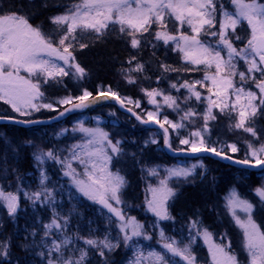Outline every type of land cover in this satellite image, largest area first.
I'll list each match as a JSON object with an SVG mask.
<instances>
[{
    "label": "snow or ice",
    "instance_id": "6c2138e0",
    "mask_svg": "<svg viewBox=\"0 0 264 264\" xmlns=\"http://www.w3.org/2000/svg\"><path fill=\"white\" fill-rule=\"evenodd\" d=\"M42 6L48 7L46 0ZM56 6L65 10L49 18L54 26L51 34H46L39 25L33 26L30 15L24 13L23 7L13 6L7 11L0 8V101L11 106L13 112L28 117L41 109L57 111L59 106H66L58 112L59 116H63L109 99L116 100L121 107L127 103L139 108V101L121 98L110 86L107 90L98 91L95 96L85 88L79 96L69 95L49 103L43 102L46 97L41 91L42 83L60 84L64 77L77 81L86 78L87 70L74 55L77 47H88L79 42L80 37L87 34L100 39L107 32L118 29L133 49L147 44L155 48L162 42L180 54L184 70L204 71L202 80H185L181 84L170 85L177 93L181 89L187 90L182 101L178 96L165 95L158 89H142L155 111H147L146 118L136 114L132 108H128V112L142 124L159 125L163 131V146L173 153H209L241 165L245 171L255 168L264 174V143L260 142L264 129L256 127V122L264 118V0H229L228 7L223 0H77L71 5ZM169 24L175 32L169 30ZM241 28L247 31L246 41L237 35ZM145 34L152 36L155 43L147 40ZM237 42L243 46L238 48ZM241 62L245 66L244 71L238 69ZM133 63L135 67H130L129 73L145 70V65L136 57L128 61L130 66ZM161 69L165 73L180 71L163 64ZM126 79L129 83H136L130 74H126ZM157 97H162L163 103L158 102ZM193 98L204 105L203 112L187 107ZM165 106L182 115L177 121L167 116L163 120L158 119ZM218 115L231 121V130L242 131L251 137L246 141L247 151L243 159H236L233 155L240 151L236 143L211 141L210 122L215 121ZM8 119L16 123H40L38 120H16L15 117ZM197 120L203 121L201 126L181 138L180 131ZM72 130L83 136L81 142L68 149L69 156L62 160L52 149H40L33 153L34 160L38 167L46 160L60 163L65 169L64 175L71 178L81 194L106 208L111 213L110 221L115 217L119 235L112 239L105 235L99 239L81 236L78 232L71 234L70 218L56 212L55 193L46 186L49 177L42 169L40 190L29 193L18 187L15 192H9L0 187V201L12 217L20 207L21 193L34 206L37 202L53 206L50 222L42 225L43 236L38 245L41 248L38 254L45 258L46 264H88L90 253L97 254L101 264H110L107 254L119 248L121 242L133 252L128 264H197L192 247L197 237H203L208 244L210 264H240L232 252L231 243H215L212 234L202 228L198 219L190 220L187 237L170 236L160 228L155 240L159 247L149 245L146 250L138 238L152 241L154 237L136 217L127 216L120 207L124 204L121 194L127 181L119 171L111 170L113 159L123 155L121 141L114 142L109 133L100 127H85L83 121H78ZM171 132L176 133L181 147H173ZM145 143L157 144L158 141L151 139ZM74 161L82 166L81 172L72 166ZM198 166L203 167L202 162L190 167L165 169L167 174L159 179L158 184L148 186L146 191L150 193V198L145 197L146 210L157 218L153 228L159 227L162 220L175 219L167 206L177 194L169 186V180L172 177L187 178ZM148 174L159 176V170L149 169ZM254 191L259 197V205L242 198L233 188L224 198L225 208L241 229L242 247L248 264H264V221L257 223L254 218L257 211H264V185ZM33 235L36 233L33 232ZM9 247V243L0 242V255L9 256Z\"/></svg>",
    "mask_w": 264,
    "mask_h": 264
},
{
    "label": "trees",
    "instance_id": "16d2710c",
    "mask_svg": "<svg viewBox=\"0 0 264 264\" xmlns=\"http://www.w3.org/2000/svg\"><path fill=\"white\" fill-rule=\"evenodd\" d=\"M46 2L48 7L42 6L44 0H0V8L7 11L13 6L15 8L23 7L24 13L30 15V23L33 26L39 25L46 34H51L54 31V26L49 21V16L65 10L64 7H57L56 5H71L77 0H46ZM152 31L154 32L155 28ZM145 38L155 43L152 36L145 34ZM79 42L88 45L84 49L77 47L74 52L77 62L87 70L86 78L79 81V85L71 77H64L63 83L60 84L55 82L42 83L41 91L46 99L49 95L57 94L75 96L81 92V89L85 88L95 95L98 91L107 90L110 86L118 95L138 98L143 105L142 89H158L163 91L165 95L178 96L182 101L187 95V91L181 89L177 93L175 89L170 88V85L183 83L187 80V75L197 77L199 73H202L184 70L179 55L171 48L164 46L162 42L155 48L151 44L142 45L140 49L131 48L127 37H122L118 33V29L107 32L100 39H96L94 35L86 34L79 38ZM132 57H136L137 61L145 65L143 72L129 73V68L135 67L134 63L131 66L128 64ZM162 64L180 69V71L162 72ZM126 74L135 78L136 83H129ZM181 107L185 108V105L181 104ZM133 110L138 112L136 108ZM87 113L98 114L108 121H117L116 126L110 127L111 123H105L103 127L109 130L111 128L118 129L120 137L123 138V143L126 142L130 148L129 152L123 151V155L114 158L111 165V169L119 171L127 181L121 194L124 204L120 207L128 216L136 217L148 230V226H152L153 219L150 212L146 210L145 196L148 186L153 184V176L148 174L147 168L153 161L157 160L155 156L162 163L171 162L176 156H170L164 151H155L153 144L142 145L140 141L142 135L139 134H142V130L147 127L131 115L119 111L111 102H99L93 105ZM163 114L170 119L174 117L169 108L164 109ZM49 115L41 109V111L36 112L35 117L44 118ZM230 123L231 121L226 116L218 115L211 126L212 134L221 138V133L225 132L226 139L224 140L238 142L242 138V131L231 130L229 128ZM48 126L44 125L45 131ZM256 127L258 130L264 129V118L256 122ZM30 129L32 130L33 126L0 123V187L5 191L15 192L18 187L29 193L40 190L41 185L37 182L34 171V147L41 143L43 150L52 148L54 151L60 144L53 140L51 133L48 138L44 139L45 135L40 141H36L31 135L32 133L29 132ZM261 136L264 137V133ZM202 157L204 166L201 171L187 179H178L173 182L175 183L173 189L176 190L177 194L169 200L167 206L171 216L175 219L162 220L159 226L164 229L167 235L179 238L183 233L188 235L190 220L198 219L202 222V228H206L212 234L213 241L217 244L230 242L231 249L242 254L238 232L230 225L225 215L221 196L227 188L232 187V185L236 186L241 180L246 186L254 183V172L248 171V175L241 176V171L244 170L241 167L211 155H202ZM45 171L49 177L45 184L48 188L53 189L56 195L62 188L61 184H66L68 181L64 175L63 166L56 161L48 160ZM33 173L35 174L34 178L31 177ZM66 192H68L67 195L61 196V200L59 199L55 204V210L60 216H69L71 234L78 232L81 236L99 239H103L105 235H108L110 239L119 235L117 231L118 222L114 219L110 221L109 216L97 204L81 194L73 193L70 189ZM258 212L262 214L263 212H256V216L260 218ZM51 217V207L40 205L38 202L34 206L30 200L24 197L23 193L20 194V207L14 217L8 215L6 207L0 201V242H7L10 245V255L7 257L0 255V264H46L45 258L38 254L41 251L38 245L43 236L42 225L50 222ZM33 232L36 235H33ZM153 233L151 231L154 239L150 242L156 244V237ZM198 241L199 237L192 246L198 264H210L204 245L200 246ZM115 242L116 240L113 239V243ZM107 255L110 258V264H123L128 256L122 242L119 248ZM88 264H101V258L95 253H90Z\"/></svg>",
    "mask_w": 264,
    "mask_h": 264
},
{
    "label": "rangeland",
    "instance_id": "374dc122",
    "mask_svg": "<svg viewBox=\"0 0 264 264\" xmlns=\"http://www.w3.org/2000/svg\"><path fill=\"white\" fill-rule=\"evenodd\" d=\"M223 2H224V4H225L226 7L229 6V0H223ZM59 13H62V12H59ZM59 13L52 14L51 16L56 15V14H59ZM51 16H49V18ZM49 21H50V19H49ZM169 30L172 31V32H175V28L173 26H171V25L169 26ZM185 31H188V30L185 29ZM237 35L241 36L242 39H244L246 41L247 31H246L245 28L238 29ZM236 46L239 48V47H242L243 44L240 43V42H237L236 43ZM177 54L181 58L180 54L179 53H177ZM238 69H239V71H244L245 70V66L243 65L242 62L238 65ZM199 72H202V73H199L197 77H194V76L191 77V76L187 75V81L193 82V81H196V80H202L203 79V76H204V71L201 70ZM21 74L24 75L23 72ZM257 78L259 79V76H257ZM73 81L74 82H77V85H79V83H78L79 81L74 80V79H73ZM252 87L254 89V86H252ZM197 89L198 90L200 89V86L199 85H197ZM82 91H83V89H81V92L78 95H75V96L81 95L82 94ZM142 94H143V97H144V105L141 102V100L138 99V98H132V97L126 96V95H119V96L121 98H131L133 101H139L140 102V107L139 108L135 107L134 104H127L126 103L125 106H127L129 108L132 107L133 109L136 108L137 111H138L137 113L139 115L143 116L144 118H146V115H145L146 112L147 111H155V108H154L153 105H151V104L148 103V97L145 95L144 91H143ZM204 94L207 95L206 92ZM67 96H69V95L68 94H57V95H52V96L49 95L46 100H43V102L44 103H49V102H52L54 100H57V99H60V98H64V97H67ZM157 100H158V102L163 103L162 97H157ZM198 105H199V107H198ZM62 107L63 106H59L57 110L61 109ZM187 107H191V108H194V109L195 108H198L197 111H199V112H203V110H204V105L196 102L194 98L187 105ZM166 108L167 107L165 106L164 108L161 109L162 115L159 116V117H157L158 119L163 120V117L166 116V115L163 114V111ZM42 110H45L49 114H52L53 112H55V111L48 110V109H42ZM169 110H170V112L172 114H174V117H172V119L169 118L170 120L177 121L179 119V115H182V113L177 114L176 112H174L170 108H169ZM0 113H1L0 115H4L5 114V116L16 117V118L22 119V120H25V119H29V120L30 119H36V117H35L36 112H34L31 116H28V117L20 116L19 113L13 112V110L11 109V106L5 104L3 101H0ZM66 120L59 121V122L57 121V122H55L53 124H50L47 127V130L46 131H45V128H44L43 125H35V126H33V129L32 130L31 129L29 130V132L32 133L31 135L34 136V138H35L36 141H40L41 138H43L45 135L46 136L44 137V139L48 138V136L51 133V136H52L53 140L55 142L60 143L59 146L54 150V152L57 155H59L62 160L65 157H67V156L70 155L68 149L72 145L81 142V139H82L83 134L80 133V132H78V131L73 132V130H72L73 127L77 125V122L78 121H83L85 127H90V128L100 127V128H102L104 131H106V132L109 133L110 138L113 139L114 142L116 140H120L121 141V145L120 146L123 149V151H126V152L127 151L129 152L130 151L129 150L130 148L128 147L127 143L125 141H124L125 143H123V138L120 137V133H119V130L118 129H115V128L112 129L111 128L109 130V129H105L103 127L105 123L106 124L107 123H111L112 125H110V127L116 126L117 125V121H115V120H109L108 121L107 119H105L104 117H102V116H100L98 114H88L87 112L76 113V114L70 116L69 119H68V121H66ZM213 122L214 121H211L210 122V127L212 126V123ZM202 123H203L202 120L195 121L194 123L190 124L191 126H189L188 128L182 129L180 131V133H179V136L181 138L187 137V135H188V133L190 131H193L196 128L200 127ZM64 129H66L67 131L62 132V130H64ZM112 130H114V131H112ZM235 131H237V130H235ZM45 133H47V134H45ZM139 135H142V137L140 139L142 145L152 144V143H147L146 144L145 141H150L151 139H156L158 141V143L157 144H153V148L155 149V151H158L159 150V151H162L163 152V147H162V133L159 130H157V129L153 128V127H148V128H144L142 130V134L140 133ZM170 135H171L172 140H173V147L174 148L181 147L179 145V139L176 138V133L175 132H171ZM220 137L221 138L215 137L211 133V141L220 140L224 144L236 143L237 146L240 148V151H239L240 153L238 152V153L233 154V155L234 156H237L240 159H243L244 158V154L247 151V149H246V141H248V140L251 139V137L248 134L242 132V138L238 142L224 140V139H226L225 132H222L221 135H220ZM60 139H62V140H60ZM134 139L135 138L133 137V140ZM260 142L264 143V137L263 136H261ZM36 144H38V143H36ZM215 146L219 147V145H215ZM34 148H35L34 149V153L37 152L38 150L42 149L41 143H39L38 145H36V147H34ZM48 149H52V148H48ZM48 149H45L44 151H47ZM228 154H231V153H228ZM155 159H157V160L156 161H153V163H151L150 166H148V168H147V171L149 169H152V168H157L159 170V176H153V179H152L153 180V184H152L153 186H156L158 184L159 179L163 178L167 174L165 172V169L172 168V167H175V166L190 167L193 164L199 165L201 162H202V164H204V159H203V157L201 155L195 156L193 158L192 157L191 158H188V157L187 158H184V157H175V158H173V160L171 162H168V163L167 162H164V163L160 162V160H158V158L156 156H155ZM47 161L48 160H46L43 165H41V166L38 167L37 166V162L34 160V157H33L34 171L36 173L37 182H39V184H40V179H41V176H40L41 170L43 169L45 171V165H46V162ZM147 165H149V164H147ZM72 166L74 168H76L78 172H81L82 171V166H80L78 164V162L74 161L73 164H72ZM202 168L203 167L198 166L195 169V171L193 172V174L191 176H189V177L194 176V174H196V172H198V171H201ZM64 170L65 169L63 167V172H64ZM112 171L113 172H116V170H112ZM241 172H242L241 176L248 175L247 174L248 171L242 170ZM34 175L35 174L33 173L31 177L34 178L33 177ZM253 175L255 177L256 184H254L255 183L254 182V183L249 184V185L246 186V185H243L242 180H241V182L239 184H236V186H233L232 185V187L227 188L225 190V192L221 196V201H222V205H223V210L225 211V215L227 216L230 225L235 228V230L238 232V235H239L240 250H241L242 254H239L238 252H235L234 249H232V252L237 256L240 264H248L247 254L244 252L243 247H242V232H241V229L235 224V222L232 219L231 215L229 214L228 210L225 208V199L224 198H225V196L228 194V192L231 189L235 188L240 193V195L242 196V198L248 199L253 204L259 205V197L256 196L254 190L257 187H261L262 185H264V174H261L260 171H258V172H256ZM241 176H238V177L241 178ZM66 177H67V180L68 181H66V184H61L62 188L59 187V188H61V190L59 192H57L56 195H55V204L59 201V199L61 200V196L67 195L68 192H66V191H68V189H70L73 193L81 194L78 191V189L76 188V186L74 185V183H72L71 178L68 177V176H66ZM189 177H187V178H189ZM187 178H184V177H180V178L172 177L169 180V186L173 188V184H175L173 182L175 180H178V179L179 180H182V179H187ZM242 190H243V192H242ZM81 195H83V194H81ZM146 196H148L150 198V193L146 192ZM84 197H86V196H84ZM91 201L93 203L97 204V202H95L93 200H91ZM38 204H40V205H46V206L51 207V208L53 207L50 204H41L39 202H38ZM262 212H263V214L260 213V212H258V214L260 213V218H258L256 216V213L254 214V218L257 220V223H261L262 221H264V211H262ZM150 214L152 215V219H153L152 222H151V225H152L156 221L157 218L154 216L153 213L150 212ZM261 214H262V216H261ZM160 228H161L160 226L157 227V228H153L152 226H150V227L148 226V231L150 233H151V231L154 232L153 234H154V236L157 239L158 238V232H159V229ZM117 231L119 232L118 226H117ZM181 235L183 237H187L188 236L186 233H183ZM138 239H140L141 244L143 246H145L146 250H147V247L149 245H151L153 247H156V248L159 247L157 244H152L150 241L143 240L142 238H138ZM185 242H187V241H185ZM198 244H200V246L201 245H204L203 247L205 248V251L207 252V254L209 256V261H210L211 258H210L209 252H208V244L205 243L203 237H199ZM125 249L127 250L128 256L125 258L123 264H128V260L132 257L133 252L130 249H128V248H125ZM193 251H194V249H193ZM197 264H198V262H197Z\"/></svg>",
    "mask_w": 264,
    "mask_h": 264
},
{
    "label": "water",
    "instance_id": "95a60500",
    "mask_svg": "<svg viewBox=\"0 0 264 264\" xmlns=\"http://www.w3.org/2000/svg\"><path fill=\"white\" fill-rule=\"evenodd\" d=\"M94 96H95V95H94ZM107 101L112 102L113 104H115V106L117 107L118 110H120V111H122V112H125V113L131 115L135 120H137L135 115H133L131 112H128V111H127L128 107H126V106L121 107V105H120L116 100H113V99H109V100H107ZM60 111H63V109H61ZM58 112H59V111H58ZM58 112H57L56 114L52 115V116L47 117V118H42V119H32V120H38V121H40V123H32V124L16 123V122H14L13 120L8 119V118H9L8 116H0V117H3V119H0V123H12V124L20 125V126L34 125V124H48V123H51V122H54V121H57V120L63 119V118H64L66 115H68V113H69V112H68V113H65V115H63V116H59V115H58ZM16 120H20V119H17V118H16ZM137 121H139V120H137ZM139 122H140V121H139ZM140 123H141V122H140ZM141 124H142V123H141ZM143 125H144V126H149V127H150V126H152V127H156V128L159 129V125H156V124H154V123L143 124ZM159 130H161V129H159ZM161 131H162V130H161ZM162 133H163V131H162ZM162 142H163V140H162ZM163 148H164L165 152L168 153L169 155H178V156H185V157H192V156H195V155H197V154H208V155H211V154H209V153H196V154H192V153H173L172 151H170V150L167 149L166 147L163 146ZM211 156H214V155H211ZM214 157H216V156H214ZM216 158L221 159L220 157H216ZM221 160H223V161H225V162H228V163H231V164H234V163H232L231 161H228V160H225V159H221ZM234 165H238V164H234ZM238 166H241V165H238ZM242 167H243V166H242ZM249 170H258V169L253 168V169H249ZM98 206H99L102 210H104L108 215L111 216V213H109L108 210H107L106 208H104V207H103L102 205H100L99 203H98ZM112 218L115 219V217H112Z\"/></svg>",
    "mask_w": 264,
    "mask_h": 264
}]
</instances>
